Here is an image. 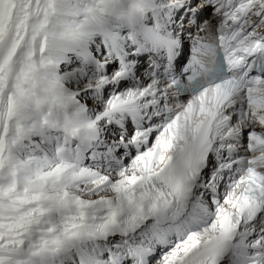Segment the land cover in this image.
I'll return each instance as SVG.
<instances>
[{"label": "snow or ice", "instance_id": "obj_1", "mask_svg": "<svg viewBox=\"0 0 264 264\" xmlns=\"http://www.w3.org/2000/svg\"><path fill=\"white\" fill-rule=\"evenodd\" d=\"M0 264H264V0H0Z\"/></svg>", "mask_w": 264, "mask_h": 264}]
</instances>
